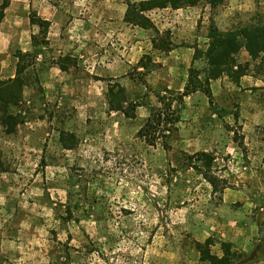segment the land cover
<instances>
[{"label":"rangeland","instance_id":"rangeland-1","mask_svg":"<svg viewBox=\"0 0 264 264\" xmlns=\"http://www.w3.org/2000/svg\"><path fill=\"white\" fill-rule=\"evenodd\" d=\"M50 1L65 11L69 50L83 56L80 64L69 56L54 62L80 65L84 86L63 93L56 84L52 100H46L36 74L45 68L27 72L41 94L38 112L21 104L13 110L20 111V133L17 127L9 136L0 135V264H209L200 260L196 243L207 241V223L221 194L229 188L264 190L263 163L254 160L261 154L247 144L238 120L237 84L219 79L223 104L204 92L175 103L181 123L171 133L161 126L155 140L147 128L153 108L161 107V97L172 100L185 91L192 68L204 79L206 60L188 70L187 56L152 54L155 33L125 23L127 0ZM260 3L253 11H211L202 3L196 18L184 12L148 16L170 22L171 28L162 31L170 32L174 50L186 36L194 44L185 47L206 51L211 19L221 31L233 30L264 16ZM30 18L37 20L36 13L31 11ZM38 31L34 43L47 44L48 33ZM17 42H12L13 54ZM115 59L129 65L130 94L119 80L93 74L103 61ZM258 64L248 74L254 71L264 80ZM117 85L125 89L128 103L139 105L135 118L111 111L109 91H117ZM258 95L264 107V91ZM142 107L149 113L144 120L139 119ZM260 136L264 140V128ZM203 153L214 160L210 168L201 160ZM211 239L214 246L219 243Z\"/></svg>","mask_w":264,"mask_h":264},{"label":"crops","instance_id":"crops-1","mask_svg":"<svg viewBox=\"0 0 264 264\" xmlns=\"http://www.w3.org/2000/svg\"><path fill=\"white\" fill-rule=\"evenodd\" d=\"M259 1L262 2L260 4L264 3V0H227L223 6L217 9L226 8L229 11H253L256 3ZM202 3L212 11V9L206 5L205 1H202L196 7L180 10L167 8L163 10H155L152 11V13H160V15L165 16L166 14L170 15L184 12L186 15L194 16V18H196L195 11ZM1 4L2 0H0V5ZM58 5H54L50 0H44V2L39 0H11L9 8L5 12V18L0 23V80L5 82L15 79L17 76L18 59L15 57L16 54H13L11 50L12 42L16 38V40H18V52L20 51L22 53L36 56V63L34 66L29 67V69H33L35 66H38V68H45V70L37 69L36 74L38 75L40 85L44 90L46 100H52L56 84L62 88L61 92L63 93L69 89H78L84 86L82 79L83 72L80 70V65L71 68L67 67V70H62L59 63L54 62L58 58L63 59L66 56L74 59L83 58L79 50H69L67 32L70 28L65 27L63 24V17L66 16L64 14L65 11L60 3H58ZM31 11L36 13L37 18L50 22L51 24L47 36V44L35 45L33 41V36L38 34L39 27L31 23ZM151 19L161 32L172 26L169 24L170 22L165 24V22H156L155 19ZM192 20L194 19L190 18V22ZM213 20L214 19H212V21ZM250 22L251 21H249V23ZM181 38L183 39V42L179 45V51L174 50V47L169 53H162L155 50L152 44L151 50L154 51L152 54L155 55L156 53H161V55L166 56V54L175 53L176 57L182 58L187 56V61H185L187 69L193 65H197V61L193 58L196 48L194 50L192 46L185 47L183 44L190 43L191 40H188V37L186 36ZM190 44L193 45L194 43ZM105 57L106 55H101L100 58H98L99 60H104ZM238 58H240V61L238 60L240 64H249V69L252 68L254 63L256 64V61H253L248 52L244 49L238 54L237 59ZM78 62L80 64V59ZM103 63L105 66L100 65L93 68V74L100 78L109 77L119 80V83L126 87L127 92L130 94L129 88L133 86V84H130V80L126 77L127 73L125 72L129 65L124 66L122 60L118 61L116 59L107 64L105 61H103ZM219 81L220 80L212 81L211 89L213 97L217 102L223 104L225 102L223 99V87L222 83ZM98 82L103 83L102 80ZM241 87L244 88L243 91L245 94H242L243 91L241 90ZM237 89L241 91L238 98L240 100L239 103L241 104V111L238 115V120L241 122L242 134L252 150L261 154V159L257 156L254 160H258L259 164L261 160L263 163L261 164L264 168V140L260 136V131L264 128V107L262 106L261 98L258 95L260 91H264V80L252 71L250 74L247 73V75L241 79L240 84H237ZM248 93L250 95H246ZM40 96L41 94L37 90L36 85L29 84L23 90V100L21 104L28 105L30 109L29 112L34 114V111L38 112L37 102L39 101ZM143 109L144 107H142L139 112L140 120L149 117V113H144L142 111ZM113 113L116 115L117 112ZM18 114H20V111L16 115ZM24 114L28 115L27 112ZM44 114L45 118L43 120H40L42 118H39V123L46 119V111ZM25 123L31 124L28 121ZM21 127H23V124L19 123V133ZM0 135L9 136L7 128L1 123ZM15 150L16 149H14V152ZM0 151H2V148H0ZM0 165L2 164L0 163ZM251 190V188L247 187L242 189L229 188L224 190L221 194L220 205L216 207L215 214L210 218L212 219L211 222L208 221L207 223V225L211 227L209 230L207 229L208 234L203 240H208L212 237L219 240V243L212 247L213 254L218 257L223 256L221 244L226 242L232 245L233 253L244 255L245 263L264 264V190L256 193H252Z\"/></svg>","mask_w":264,"mask_h":264},{"label":"trees","instance_id":"trees-1","mask_svg":"<svg viewBox=\"0 0 264 264\" xmlns=\"http://www.w3.org/2000/svg\"><path fill=\"white\" fill-rule=\"evenodd\" d=\"M202 1H205L207 6L215 10L223 6L227 0H143L140 2L127 0V11L124 21L128 25L153 31L155 33V37L152 39L153 48L162 53H169L174 48L170 32H161L148 16V13L167 8L180 10L196 7ZM10 3L11 0H2L0 5V23L4 20L5 12L9 8ZM31 23L37 25L41 33H48L50 22L40 18H37V20L31 18ZM45 36L47 38V34ZM207 38L209 43L206 51L196 48L194 55L195 61L201 58L206 60L205 78L201 77L202 72L200 70L192 68L185 91L180 93L178 98L171 100L170 98L161 97V107L153 108L147 122V128L151 129L152 138L155 140L157 138L154 135L157 130L161 131L159 136L162 133L161 126H163L164 132L171 133L177 130V124L181 122V117L174 109L175 103L182 104L186 97L198 92H204L209 99H212L211 82L223 77H228L233 83L240 84L241 79L247 75L249 69V64H240L237 59L238 54L243 49L248 52L253 61H259L258 66L261 70L264 68V16L257 18L254 23L229 31H221L211 19ZM35 45H41V43H35ZM15 57L18 59L16 78L5 82L0 80V123L7 128L9 135L16 132L19 124L18 118L20 116L18 117L13 110L20 107L23 100V90L30 84L27 79V70L36 63V56L32 54L19 51ZM30 60L32 62L29 64ZM149 62L151 63V59H149ZM139 65L142 68H148L147 64L143 65V61ZM59 66L62 70H67L65 65L59 63ZM117 89L115 91L114 88H111L109 91L108 98L111 111L121 112L128 118H135L139 105L126 101V93L123 87L117 85ZM149 131L148 134L151 136ZM67 148L73 149V147ZM202 157L201 160L205 163V166L210 168L214 161L212 156L208 153H203ZM213 246L214 241L211 238L204 244L196 243L202 262L209 264H235L236 260L244 258L243 254L233 253L230 243L221 244L222 257L213 254Z\"/></svg>","mask_w":264,"mask_h":264}]
</instances>
